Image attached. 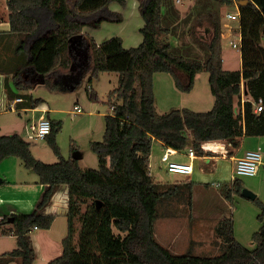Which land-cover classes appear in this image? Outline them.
Returning <instances> with one entry per match:
<instances>
[{"label": "trees", "instance_id": "16d2710c", "mask_svg": "<svg viewBox=\"0 0 264 264\" xmlns=\"http://www.w3.org/2000/svg\"><path fill=\"white\" fill-rule=\"evenodd\" d=\"M82 1L8 0L9 33L22 37L15 59L9 64L16 87L28 88L22 82L32 61L27 50L45 37L56 43L49 69L38 73L40 83L65 92L54 81L73 72L76 64L71 58L72 51L88 53L86 70L90 73V82L100 72L110 70L107 55L83 30L85 26L99 28L104 21L122 22L121 14L111 11L109 5L114 2L124 5L126 0H103L89 12L79 10ZM138 1L144 21L140 30L143 40L137 47L126 49L122 39L116 38L119 52L127 53L128 61L118 70L119 87L109 94L108 104L113 112L105 116L103 141L91 143L99 158V169H83L78 160L61 155L57 134L62 126L53 120L46 139L59 157L56 163L37 159L29 142L20 134H0V163L9 157L20 158L24 167L38 174L39 183L47 186L35 211L14 215L13 223L8 222L9 216L0 221L1 226L12 224L2 233H13L17 238V248L1 255L0 264H9L15 258H20V264L35 263L36 252L30 234L35 227H52L56 216L41 214L40 210L50 203L63 184L69 187L68 234L62 240L63 253L48 264H264V223L253 236L255 248L249 250L236 240L232 217L222 218L216 226V233L226 246L220 255L175 254L162 245L155 234L160 200L178 194L184 186L192 189L194 182L157 183L150 167L156 140L178 151L193 148L201 157L214 155L204 151L205 143L221 142L226 153L233 156L245 137L264 136V0H195L202 10L191 27L193 36L197 38V25L212 29L210 40L202 42L206 59L192 55L190 49L181 54L174 42L161 39L174 35L181 20L174 0ZM235 2L239 3L240 11L242 69L229 71L222 65L223 21L219 9ZM193 14L190 11L185 20L190 21ZM6 65H1L0 70ZM204 70L209 73L215 98L211 110L197 112L182 108L158 113L154 93L156 73L171 74L177 88L189 93L197 74ZM6 87L9 98L19 97L7 84ZM243 93L247 98L244 101ZM22 99L21 108H37L43 102L29 96ZM260 100L263 110L257 113L255 107ZM243 189V182L235 176L225 185V196L229 200L234 194L243 196ZM254 202L264 213V203L258 198ZM85 204H88L87 210L82 212ZM78 216L82 226L76 246Z\"/></svg>", "mask_w": 264, "mask_h": 264}, {"label": "rangeland", "instance_id": "374dc122", "mask_svg": "<svg viewBox=\"0 0 264 264\" xmlns=\"http://www.w3.org/2000/svg\"><path fill=\"white\" fill-rule=\"evenodd\" d=\"M195 2V0H174V6L179 10L182 19L176 25L178 27L174 30V35L166 36L164 39L161 37V39L174 42L181 54L185 53L184 50L190 49L192 55H201L204 57L203 59H206L207 52L202 42L210 40L212 29L208 25H197V38L193 36L191 27L195 24L198 12L202 10V7H198ZM120 5L124 8L126 7L124 9L125 16L123 13L117 12L121 14L123 21L126 17L123 31H121L123 32L121 38L124 41V46L126 49L137 47L143 40V35L140 32L143 27V19L139 11V1L126 0L124 5ZM192 10L194 12L192 19L186 21V16ZM231 10H235V3L219 9V14L223 21L224 35L222 36V65L226 70L238 71L242 69L241 49L233 47L230 41L235 40L237 44L240 43L238 35L239 21L228 22L223 19L225 12ZM8 12H10L8 6L0 3L1 20L9 21ZM122 22H113L116 25L112 28V32L106 31V34L118 32L122 27L117 24ZM230 33L233 34L229 36ZM18 37L17 46L22 38ZM49 40L51 39L46 40V49L51 62L54 53L52 51L53 47L50 45L52 41ZM77 56L73 61L76 63V67L72 72L73 75L64 76V78L61 77L54 81V84L58 85L60 89H66L65 92L54 90L43 83H38L35 88L31 89H19L12 81L10 88L15 94L29 96L33 100H43L42 103L47 108L45 112L31 110L34 108L29 110L22 109L21 107L23 106L15 104L8 97L4 77L0 76V134H20L30 143L33 154L37 159L49 164L56 163L59 161V157L54 153L47 139L37 138L31 129V126L38 122L41 114L47 115L51 120L61 123V130L57 134V144L61 155L69 159L78 151L83 155L78 160L81 168L99 169V158L91 149V143L103 141L105 115L113 111L108 104L109 94L119 87V76L117 71H103L90 82V73L86 70L88 65L86 55L80 53V57ZM123 56L128 58L127 53H124ZM115 61L113 60L112 62L117 65L118 62ZM113 65L116 66L115 64ZM198 74L199 76L195 81L193 90L186 93L177 88L174 77L171 74L156 73L154 75V93L157 111L163 114L185 107L202 111L211 110L213 105L208 104L207 99H214V96L210 89L209 73L204 70ZM22 82L28 83L23 77ZM94 92L97 93V97L92 96L95 94ZM244 95L246 96V94ZM76 104L81 106L82 113H78L74 109ZM154 145H156V152L158 153L159 145L158 143H154ZM74 148L78 149L73 151ZM194 160L193 164L196 167V171L192 176L167 173L166 170L162 171L160 179L171 182H174L175 179L183 181L193 178L197 180L198 177H202L204 180L200 183L195 182L197 185H194L192 189L184 186L178 194L160 200L158 218L155 222V234L157 232L156 235L159 240H164H162V243L166 244L168 242L172 247L170 250L175 254L189 252L199 256H217L225 251L226 246L223 239L217 235L216 226L222 218L232 217L236 240L247 249L253 250L255 248L253 236L264 223V213L254 200L239 194H234L232 200L226 198L225 185L231 182L234 171L232 162L222 157H210V159H207L198 156ZM0 179L17 181V185L8 184L7 182L0 184L2 187L0 199H3V203H8L7 201L15 199H32L36 195H41L36 189V187L40 186L38 174L32 169L24 167L20 158L9 157L0 163ZM239 179L243 182L244 188L254 192L257 198L264 203L263 172L255 176H241ZM88 204L82 206V212L87 210ZM6 206L5 204L1 208L8 209ZM260 216H262V219H259ZM62 223L65 224L63 235L64 237L67 236L68 220L65 218H61L56 222L55 227L51 230L53 236L60 234ZM3 226L0 225V230L3 229ZM75 226L74 244L78 246L79 232L82 226L79 216L75 220ZM41 230L44 232L46 229ZM41 230L32 234L33 241L38 237L42 238ZM16 242V240L0 237V256L16 249ZM41 243L36 246L38 252H43L45 249ZM61 247L63 249V245ZM9 264H20V258L13 259ZM34 264H45L42 261L41 254H37Z\"/></svg>", "mask_w": 264, "mask_h": 264}, {"label": "crops", "instance_id": "0c3cea01", "mask_svg": "<svg viewBox=\"0 0 264 264\" xmlns=\"http://www.w3.org/2000/svg\"><path fill=\"white\" fill-rule=\"evenodd\" d=\"M7 2H8V0H0V3H2V4L7 5ZM102 3H103V0H83L79 6V10L81 12H89L93 9H96ZM127 3H128V1H127ZM109 8L113 12H121L124 14V9L126 7L124 8L120 5V3L114 2V3H111L109 5ZM9 15H10V12H8V16ZM124 16H125V14H124ZM181 19H182V17H181ZM125 22H126V17L121 24H117V25H121L122 28L120 30H118V32L115 31L113 33H107L106 34V31L112 32V30H113L112 28L114 27V25H116L115 23L109 22V21H104L99 28H93L91 26H85L84 30H83V34L88 35L90 38L94 39L95 42L97 43V45L107 55V66H108V68L110 70L117 71V72H118V70L123 69L126 66L127 61H128V58H125V56H123L124 53L119 52L118 44L116 42V38L122 37L121 34L123 32H121V31H123V27H124L123 25L125 24ZM142 25H144V21H143ZM140 27H142V26H140ZM10 30H11L10 21H8V20L5 21L4 19L3 20L0 19V34H2V35H0V66L3 64H7L4 70H0V76L4 77L5 84H7L9 86V88H10V85L12 83V77H13V75L11 74V67L12 66L9 64H11L12 61L15 59L16 48H17L16 46H17V42L19 39V37L17 35H11L9 33ZM45 36H47V34ZM222 36H224V35H222ZM14 37H16V38H14ZM13 38H14V41H13ZM48 39H51V38L45 37V38L40 39L39 41H37L35 43L34 46H32L31 50L30 49L27 50L28 55L32 56V61L30 62L31 67L26 71L25 75H23V78L27 80L28 83L26 85L30 89L35 88V86H37V84L40 83L38 73H41V72L48 70L50 65H51L52 60H51V62L49 61L50 56L47 55V49H46L47 48V41L46 40H48ZM49 41H52V43H50V45H52V47H53L52 51L54 53L56 41L54 39L53 40L51 39ZM122 45L124 48H126L124 46L123 39H122ZM83 54L84 55L86 54V60H87L88 53L86 51H84ZM76 56L80 57L76 51H72L71 52V58L73 59V61L76 59L75 58ZM113 60L114 61L116 60L115 62H118V64L116 65V63L112 62ZM112 63L115 64L116 66H114ZM24 64L28 65V63H24ZM117 74L119 76V72ZM69 75H73V74L71 73ZM198 76H199V74H197L195 81L197 80ZM10 90H11V88H10ZM23 97H24V95H19V97H17L16 99H12V100L15 103V101L17 99H19V98L22 99ZM94 97H97V93L94 94ZM243 97H244V100L247 99L245 95ZM214 101H215V98L214 99H212V98L207 99L208 104H210L211 106L214 105ZM23 102L24 101H21V102H18L16 104H19L20 106H22ZM44 106L45 105H43V103H42L41 105H39L37 108H34V109H31V108H22V109H28V110L31 109V110H34L36 112H45L47 110V108H45ZM75 106H80V105L76 104ZM75 106H74V108H75ZM111 108L113 110V107H111ZM185 108H188V107H185ZM189 109H192V108H189ZM192 110L197 111V112H206V111H202L200 109H192ZM82 112H83V110L81 108V111H78V113H82ZM112 112L109 114H112ZM109 114H106L105 116H107ZM41 117H46L49 120H51V118L47 115L41 114L39 118H41ZM154 143H158V145H159L158 153L156 152L157 151L156 145H153V150H152V154L150 157L151 175L154 178L155 182H157V183H168V184L181 183V182H194V185H197L195 182L200 183V182H202V180H204L202 177H198L197 180L193 179V178L192 179L188 178L187 180H183V181L175 179L174 182L167 181L165 179H160L162 171L166 170V167H165L164 163L162 162V156H163L167 147H166V145H164L162 142H160L158 140L154 141ZM218 146L220 148L218 149L217 152L210 151L214 155L205 156V158L210 159V157H212V158L213 157H222L225 159H229L232 162L234 169H235L236 160L238 158L243 156L248 150H254V149H257L260 147L262 149V153H263V163L260 166L258 174L260 172L264 173V136L263 137H245L243 139L242 145L240 146V148L238 150L235 151L233 156H230L226 153L224 144H222L220 142L218 144ZM31 150H32V148H31ZM187 153H188V149L183 150V151L177 150L176 154L172 157V159L179 161V162L189 163L191 160L188 157ZM82 157H83V155H82ZM183 159H184V161H182ZM192 163H193V161H192ZM193 167H194L193 173L188 174V176L194 175V173L196 171V167L194 164H193ZM233 176H234V171H233ZM233 176L231 177V179H233ZM0 180H2L0 182V184H4L7 182L8 184H16L17 185V181H14V180L13 181H9L6 179H0ZM194 185H193V187H194ZM1 189H2V187L0 186V192H1ZM36 189H38V192L41 195L40 196L36 195L32 199H19V200L15 199L13 201H7L8 203H6V202L3 203L4 202L3 199H0V202H1V204H0V221L4 217H7V216L30 214L32 211H35L38 208V205L42 200V197H43V195L47 189V186L40 184V186L36 187ZM68 200H69V187L67 185L63 184L57 188L54 196L52 197V200L50 201V203L44 209L40 210L41 214L55 215L56 216L52 227L50 229L44 230V232H43V230H41L39 228L33 229V231L30 234V238L32 240V243H33V246H34V249L36 252V258H37L38 253L41 254L42 261L45 264H48L53 258H56L57 256H60L63 253V249L61 247L62 246L61 244H62V240L64 238L63 232L65 231V224L62 223V228H61V231H59L60 234L58 236H53L51 234V230L55 227L56 222L59 219L65 218L68 220V218H67ZM5 204L7 205L6 207L8 209H2L1 208ZM11 227H12V224L4 225L3 229L0 230V237L17 241V238L15 235H13V233H7V234L2 233L4 229L8 231ZM40 230L42 233V238L38 237V238H36V240L34 239L35 241H33L32 234L35 231H40ZM156 234H157V232H156ZM156 238L165 247H167L169 249L172 248L168 242L166 244L162 243L163 239L159 240L157 235H156ZM40 242H42L41 244L45 248L43 250V252L40 251L41 253L38 252L37 247H36ZM16 244H17V242H16ZM35 261H36V259H35Z\"/></svg>", "mask_w": 264, "mask_h": 264}, {"label": "built area", "instance_id": "2783aa9c", "mask_svg": "<svg viewBox=\"0 0 264 264\" xmlns=\"http://www.w3.org/2000/svg\"><path fill=\"white\" fill-rule=\"evenodd\" d=\"M239 17H240L239 3L235 2V10L225 12L223 19L228 22H236L239 21ZM232 34L233 33H230L229 36H231ZM238 35L240 37V43L237 44L235 40H231L230 44L233 47L241 49V33L238 32ZM21 101H23V99L19 98L15 101V104ZM243 101H244V97H243ZM74 109L76 111H81L80 106H75ZM262 110H263V103L262 100H260L258 104H256L255 111L259 113ZM31 129L37 138L44 139L51 131V121L46 117H41L39 118L37 123L31 126ZM219 143L220 142H216V141L207 142L204 144L203 149L205 152H210V151L217 152L218 149L220 148L218 146ZM176 151H177L176 149L167 147L162 156V162L164 163L167 172L178 175L192 174L194 170L192 161L198 157V154L195 152L193 148H189L187 154L191 161L189 163H184L172 159V157L176 154ZM262 163H263V153L260 147L254 150H248L243 156H241L236 160L233 177L255 176L256 174H258ZM217 186H219V184H217ZM35 229H37V227H35Z\"/></svg>", "mask_w": 264, "mask_h": 264}, {"label": "water", "instance_id": "95a60500", "mask_svg": "<svg viewBox=\"0 0 264 264\" xmlns=\"http://www.w3.org/2000/svg\"><path fill=\"white\" fill-rule=\"evenodd\" d=\"M241 3L245 4L246 2H241ZM73 158L75 160H79L80 158H82V154L79 153L78 151H76L74 153V155H73ZM1 181L2 180H0V182ZM242 194H243L244 197L249 198L251 200H255L257 198V195L254 192H252V191H250V190H248L246 188L243 189ZM100 205H102V202L99 201L98 202V206H100ZM8 222L9 223H13L14 222V215L9 216Z\"/></svg>", "mask_w": 264, "mask_h": 264}]
</instances>
